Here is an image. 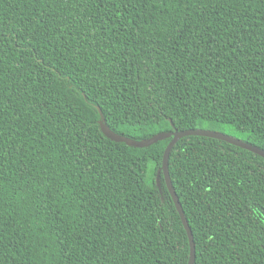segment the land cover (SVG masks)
<instances>
[{
    "label": "trees",
    "instance_id": "16d2710c",
    "mask_svg": "<svg viewBox=\"0 0 264 264\" xmlns=\"http://www.w3.org/2000/svg\"><path fill=\"white\" fill-rule=\"evenodd\" d=\"M97 107L264 150V0H0V264H188L171 139L112 142ZM169 164L195 264H264V159L187 137Z\"/></svg>",
    "mask_w": 264,
    "mask_h": 264
},
{
    "label": "water",
    "instance_id": "95a60500",
    "mask_svg": "<svg viewBox=\"0 0 264 264\" xmlns=\"http://www.w3.org/2000/svg\"><path fill=\"white\" fill-rule=\"evenodd\" d=\"M84 95V94H83ZM85 97V95H84ZM97 110L99 112L100 120H99V126L102 134L110 141L119 143V144H126L130 148H135V149H145L149 148L161 141L171 139L170 143L168 144L164 156L162 159V166L161 169L158 171L157 175V186L160 190V193H162V175L164 177V181L166 183V187L170 193V196L176 206V209L180 215V218L182 220V223L184 225V228L188 234L189 238V244H190V258L188 264H195V259H196V249H195V243H194V236L193 232L191 230V227L189 225V222L185 216L183 207L180 203L179 197L175 191V188L173 186L171 176H170V170H169V162H170V157L171 153L176 146V144L187 137H205V138H210V139H215L219 141L226 142L232 146L247 150L257 156H260L261 158L264 159V150L250 144L248 142H245L241 139L235 138L233 136H230L228 134L222 133V132H217L213 130H205V129H194V130H186V131H177L173 130L171 132H163L160 134H157L153 136L150 139H145V140H136L130 137H126L124 135H120L115 133L110 129V127L107 124V121L105 119V116L102 112V110L97 107Z\"/></svg>",
    "mask_w": 264,
    "mask_h": 264
},
{
    "label": "rangeland",
    "instance_id": "374dc122",
    "mask_svg": "<svg viewBox=\"0 0 264 264\" xmlns=\"http://www.w3.org/2000/svg\"><path fill=\"white\" fill-rule=\"evenodd\" d=\"M230 133H231V132H230ZM225 134H226V133H225ZM228 135H229V134H228ZM230 136H231V135H230ZM232 136L235 137V138H238V139L240 138V137H238L237 134H235V135L232 134ZM241 139H242V138H241Z\"/></svg>",
    "mask_w": 264,
    "mask_h": 264
}]
</instances>
